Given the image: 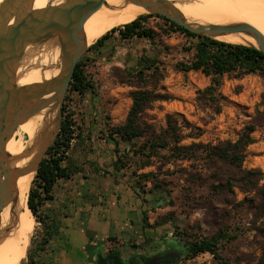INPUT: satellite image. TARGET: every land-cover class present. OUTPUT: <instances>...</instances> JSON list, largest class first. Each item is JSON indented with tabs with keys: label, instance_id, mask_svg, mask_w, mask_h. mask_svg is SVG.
I'll list each match as a JSON object with an SVG mask.
<instances>
[{
	"label": "rangeland",
	"instance_id": "obj_1",
	"mask_svg": "<svg viewBox=\"0 0 264 264\" xmlns=\"http://www.w3.org/2000/svg\"><path fill=\"white\" fill-rule=\"evenodd\" d=\"M146 26L156 34L153 42L145 39L121 40L115 34L106 42L101 53H88L87 58L90 61L85 62V69L94 82L97 95L88 94L80 98L76 94H69V99L66 102L64 100L67 109L75 114L80 133L79 137L72 141L69 154L82 170L81 175L85 179L91 172H103L102 177L105 179L108 174L115 173L111 167L114 146L106 140V135L110 126L120 125L125 121L132 105L130 92L134 90L123 83L122 75L123 72L134 68L141 56H155L156 50H159L157 66L162 79L145 89L168 99L152 103L151 107L141 114V125H148L159 133L166 128V116L174 115L184 134L196 136L195 139H186L183 144L194 142L215 145L219 141H235L242 130L253 123L257 114H264V75H247L240 79L224 76L217 91V102L213 104L205 101L198 92L209 86L210 79L200 72L182 73L175 68L178 62L187 61L191 57L192 53L187 49L192 47L196 40L181 32L169 31L165 23L157 18L149 19ZM111 29L113 28L109 31ZM216 106L220 107V113H216ZM16 137H20L24 143L27 140V136L23 134ZM251 138L253 143L246 149L242 166L245 169H258L264 174V126L256 127ZM123 148V145L119 147V155ZM87 157L89 159H86ZM156 166L137 171V175L156 172ZM133 170L135 166L130 163L121 171L119 177L138 190V186H135L137 175L132 174ZM209 176L210 173L204 170L202 163L198 161L176 162L162 167L158 174V182L165 190L162 193V201L157 198L156 193L148 192L150 183L141 182L144 193L138 192V201L143 208L140 225L144 227L137 229L127 245H179L184 254L181 264H254L259 250L255 232L250 230L251 225L248 223L251 212L237 206L223 208L212 202L208 191ZM116 179V176L110 178L111 186ZM33 180L34 178L32 182ZM80 181L86 184L91 182L82 181L81 178L75 182L80 185L78 192L81 193L83 190L80 189ZM102 181L104 180L100 178L87 188L93 189L99 204L105 203V209L110 210L106 214L115 218L116 213L112 211L115 208L110 200L107 202L109 196L104 190L107 185H101ZM261 184H264V176ZM234 192L235 203L244 199V194L238 190ZM84 193V199H87L89 193ZM49 205L50 202L43 209L48 215ZM222 209L226 210L228 217H219ZM213 214L215 216H212ZM33 222L34 231L23 264H30V259L34 264H50L48 246L42 253L36 251L43 229L42 225L35 222L34 217ZM223 223L228 226L230 232L239 237L225 244V248L220 251L222 260H216L207 253L187 259L184 231L191 235H209ZM85 234L88 236L90 233L86 231ZM111 243L115 246L114 242ZM83 257L82 253H70L52 264H80Z\"/></svg>",
	"mask_w": 264,
	"mask_h": 264
},
{
	"label": "trees",
	"instance_id": "obj_2",
	"mask_svg": "<svg viewBox=\"0 0 264 264\" xmlns=\"http://www.w3.org/2000/svg\"><path fill=\"white\" fill-rule=\"evenodd\" d=\"M151 18L162 20L171 32H181L186 37L196 40L193 46L187 49L192 53L191 57L187 61L178 62L175 68L182 73L200 72L210 79L209 86L198 92L205 101L213 104L217 102V91L224 76L240 79L247 75H264V54L259 51L192 34L162 16L143 14L128 24L106 32L88 48L76 64L65 102L69 99V94H76L80 98L88 94L97 95L94 82L85 69V62L90 61L87 58L88 53H101L106 42L115 34L121 40L145 39L153 42L156 34L146 26ZM155 53L153 57L141 56L134 68L123 72V83L134 90L130 92L132 105L125 121L120 125L110 126L106 135V140L114 146V160L111 165L113 171L120 173L132 163L135 166L132 174L135 176L137 171L157 165L156 172L138 174L135 186H138L139 193H144L141 182L150 183L148 192L156 193L157 198L162 201V193L165 190L158 182V174L162 167L176 162H201L204 170L210 173L208 191L212 202L223 208L237 206L251 212L248 223L251 225L250 230L255 232L259 250V256L254 264H264V184L260 185L264 174L258 169H245L242 166L246 149L253 143L251 134L256 127L264 126V114L257 112L253 123L246 126L235 141H219L215 145L194 142L183 144L186 139H195L196 136L184 134L174 115L166 116V128L159 133L148 125H141L139 118L152 103L168 99L145 89L162 79L157 66L159 50ZM65 102L60 131L42 159L28 194L29 210L35 222L42 225L43 229V235L36 246L38 253L46 250L52 236L57 233L54 221L43 209L54 199L53 191L60 181H68L82 172L69 154L72 141L78 138L80 133L75 114L67 109ZM216 113H220L219 106H216ZM121 145L124 148L119 155L118 149ZM235 190L245 195L238 203H235ZM218 215L229 216L224 209L220 210ZM247 216L248 214L245 217ZM224 225L221 224L209 235H191L184 231L187 259H194L207 253L221 261L220 251L225 248V244L239 237ZM108 239L114 240L111 237ZM30 264H34L32 259Z\"/></svg>",
	"mask_w": 264,
	"mask_h": 264
},
{
	"label": "water",
	"instance_id": "obj_3",
	"mask_svg": "<svg viewBox=\"0 0 264 264\" xmlns=\"http://www.w3.org/2000/svg\"><path fill=\"white\" fill-rule=\"evenodd\" d=\"M125 1L144 9V14L162 16L192 34L213 40L220 41L219 36L228 34H246L257 47H245L264 54V37L247 24L204 25L185 18L166 0ZM104 3L105 0H64L38 10L33 9V0H3L0 4V212L18 198V178L29 174L34 178L60 131L65 95L76 64L89 47L84 23ZM48 41H55L59 48L57 75L40 83L18 86L16 75L26 49ZM40 113L45 120L30 148L16 158L6 153V143L17 128ZM26 158L29 160L21 168L13 166Z\"/></svg>",
	"mask_w": 264,
	"mask_h": 264
},
{
	"label": "bare ground",
	"instance_id": "obj_4",
	"mask_svg": "<svg viewBox=\"0 0 264 264\" xmlns=\"http://www.w3.org/2000/svg\"><path fill=\"white\" fill-rule=\"evenodd\" d=\"M3 0H0V4ZM64 0H33V9L55 6ZM177 8L185 18L204 25L247 24L264 37V0H166ZM145 13L144 9L129 4L125 0H105L104 5L92 13L84 23L83 31L87 45H92L110 28L128 24ZM218 40L243 46H256V42L246 34H228ZM59 48L55 41L28 47L19 63L16 75L18 86L40 83L57 75ZM44 114L30 118L20 125L13 137L6 143L5 151L16 158L31 146L42 122ZM26 135L22 142L19 135ZM29 159L13 164L21 168ZM32 174L16 181L17 199H12L0 212V264H23L30 238L34 231L33 216L27 206Z\"/></svg>",
	"mask_w": 264,
	"mask_h": 264
},
{
	"label": "crops",
	"instance_id": "obj_5",
	"mask_svg": "<svg viewBox=\"0 0 264 264\" xmlns=\"http://www.w3.org/2000/svg\"><path fill=\"white\" fill-rule=\"evenodd\" d=\"M102 173L91 172L86 179L79 173L68 181H60L55 187L54 199L49 205V215L56 225L57 233L52 236L47 247L50 264L70 253L84 254L89 250L105 249L112 244L111 242L115 245H125L137 229L142 227L140 215L143 208L138 201V191L130 184H126L123 178L120 179L121 172L108 174L106 179L102 177ZM115 176L116 182L111 186L110 178L113 179ZM80 178L82 181L91 183H96L100 178L104 180L100 184L107 185V189L104 188V190L109 196L107 202L110 200L115 208L112 210L116 213L115 218L113 215L106 214L110 210L105 209V203L99 204V199L94 197L93 189L87 188L91 183L86 184L80 181L82 187L80 189L83 192H78L80 185L75 182H78ZM87 191L89 197L84 199V192ZM86 231L90 233L88 236L85 234ZM109 237L114 240L110 241Z\"/></svg>",
	"mask_w": 264,
	"mask_h": 264
},
{
	"label": "flooded vegetation",
	"instance_id": "obj_6",
	"mask_svg": "<svg viewBox=\"0 0 264 264\" xmlns=\"http://www.w3.org/2000/svg\"><path fill=\"white\" fill-rule=\"evenodd\" d=\"M80 264H181L182 248L164 243L139 245H115L85 251Z\"/></svg>",
	"mask_w": 264,
	"mask_h": 264
}]
</instances>
